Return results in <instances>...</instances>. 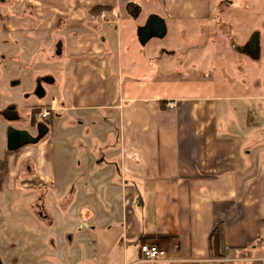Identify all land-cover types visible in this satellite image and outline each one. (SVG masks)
Segmentation results:
<instances>
[{"label": "crops", "instance_id": "obj_1", "mask_svg": "<svg viewBox=\"0 0 264 264\" xmlns=\"http://www.w3.org/2000/svg\"><path fill=\"white\" fill-rule=\"evenodd\" d=\"M0 2V34L50 35L47 52L55 51L54 73L60 78L47 74L54 77L49 85L66 86L61 95L55 86L46 101L56 105L51 117L68 113L67 123L77 120L92 132L88 140L93 141L94 155L89 151L84 156L79 167L84 163L85 168L79 172L61 168L49 136L56 129L52 119L50 125L43 121L49 131L39 142L13 153L0 147V197L29 200L30 210L20 208L21 215L30 218L23 232L33 237L49 233L45 241L54 246L40 245L35 257L57 258L61 264H144V240L163 251L154 264H264V137L257 135L264 136V95L256 90L264 79L257 70L251 72L250 62L260 63L264 55V0ZM248 2L254 4L257 23L247 32L248 39L238 43L232 33L235 24L222 26L219 16L233 7L237 16L248 17ZM100 10H106L107 20L91 18ZM152 14L166 20L171 45L162 47L157 38L146 46L140 43L138 29ZM256 30L259 60L234 48ZM219 35L226 37L225 43L219 42ZM219 58L225 61L222 76L229 87L239 84L238 71H249L256 94L215 93L216 65L212 67ZM141 65L156 66L159 89L147 85V72L137 73ZM111 72L120 75L116 96L109 92ZM188 77L194 83L208 78L214 92L182 94L181 85L170 86ZM52 195L58 207L79 211L83 219L86 231L73 235L69 246H63L58 235ZM9 210L7 204L0 207V212ZM218 225L223 240L213 246ZM38 242L25 243H32L28 249H38ZM9 253L0 254L1 264H8Z\"/></svg>", "mask_w": 264, "mask_h": 264}, {"label": "rangeland", "instance_id": "obj_2", "mask_svg": "<svg viewBox=\"0 0 264 264\" xmlns=\"http://www.w3.org/2000/svg\"><path fill=\"white\" fill-rule=\"evenodd\" d=\"M248 4V17L237 16V9L233 7L232 9L230 8L227 11L223 9V11L220 13L221 15L219 16L221 19L220 21L222 22V26L228 27V22L230 21L235 24L233 30L232 28L231 30L234 34L235 41L238 43H244L248 39L247 32H250V30H252L253 23H257L256 16L252 14V10L255 9L254 4L250 2H248ZM2 5L3 4L0 2V14H2ZM233 14L236 16H233ZM224 29L226 30L227 28ZM49 36L50 35L43 33H41V35H35L33 34V32L24 34L23 32L12 31L7 32L6 34H0V147H7V128L9 127V125H13L16 128L29 127L32 131H34L39 122L46 121L49 122L50 125L52 119L53 123L56 125V129L54 128L49 136H53L54 138V142L56 145V157L57 159L60 157L61 168L63 166L65 170L75 169L77 172H79L80 170L85 168L84 163L82 165V168L79 167V162L85 159L84 156H86L89 151H91V153L93 154L91 150L93 141L88 140L90 134L92 136V132H87V127L84 126L83 123L79 124L77 120V123L74 125L67 123L66 117L69 116L68 113H63V116L57 119V113L55 112L52 116L53 118L50 117L44 120L41 117V112L39 110H35V107L37 105H41L43 108L49 106L46 101L48 100L47 102H50L52 96L55 94V86L60 92L59 95L64 93L66 89V86L62 85L61 83H57L56 85L52 86L48 83H43V87L46 90L47 96L43 98V100H39V98L35 94L37 80H39L42 75L45 76L47 74H51L56 78H60L58 72H56V74L54 73V70H57L58 67V63L52 60L54 57H56L54 56L55 51L53 50L50 54L47 52V49H49V45L47 44L50 39ZM217 37L219 42H226L225 36L219 35ZM154 39L155 38H153L152 40ZM171 39L172 37L167 35L163 38H157L155 42L161 44L162 47H165L171 45ZM224 43L219 44L224 45ZM145 46L142 45V48ZM187 46L192 50V43H189ZM242 60L243 62L250 61V59H248L247 57H239V61L241 62ZM191 61H193V55H191L190 58L185 62L188 65ZM217 61L219 62L214 63V66L212 67L214 70V67L216 65V86L218 88L216 89L215 93L218 92V94H239L240 92H244L256 94L255 91L258 90V93H263L264 95L263 84L261 87L253 90L255 86L252 83L253 77H251L249 71H247V74H242L238 71L236 73V80L239 82V84H237L236 87H229L226 79H224L222 76V66L225 65V61H222L220 58ZM250 62L252 64L251 72H256L257 70V75L260 76L258 78L264 79V55L260 63L252 61ZM237 64L238 63H232V65L235 66H238ZM229 65H231V63ZM140 67L141 68H138V70L136 71L137 73L140 72L141 74L147 72L145 74L147 75L146 78L149 80V83H147V85H150L151 88H153L152 91L159 89L161 84L157 81L158 69H156V66L154 65V67H142L141 65ZM59 71H61V69ZM123 75L125 81L127 72ZM119 80L120 75L117 77V75H115L113 72L109 74V92H111L114 96H116L118 90ZM209 83L210 82L208 78H201L200 82L194 83L191 77H188L186 78V81H182L181 78V80L176 81L170 86L181 85L180 92L182 94L186 93L194 95L200 93H213L214 89L213 87H210ZM163 84L169 85L168 82H163ZM161 90L162 89H160L159 92H156V94L161 93ZM171 91L174 92V90ZM9 102H13L15 105H17L19 114L21 116L20 120L10 122L1 114L2 109L4 110ZM261 112L262 111L260 110L257 111L256 116L260 115ZM27 117H29L30 119L34 118L36 126H30L31 124L27 122ZM262 117L263 118L261 122L264 126V116ZM92 129L98 130V127ZM257 135L259 139H262V137H264L263 135L258 133ZM64 139H67L68 141V144L66 146L63 145V142H65ZM114 140L117 141V136L113 137V141ZM98 156L99 155H97V157ZM15 196L16 195L4 196L3 198L0 197V207L7 204L13 210L0 212V254L2 252H5V250H9L10 253L8 254V256L10 257V259L6 260L8 264H42V262L47 261H51L52 264H61L57 258L53 259L45 255L41 258L35 257V253L42 250L40 245H47L46 247L51 245L50 243H47L44 238L48 236L49 233H46V235H43L44 233H38L33 237V234L27 235L23 232L24 223H28V221L26 220H29L30 218L23 216V214L21 215L20 208L30 210V201L26 198L21 201H17L15 200ZM51 197L53 200L52 213H54L58 218V235L64 241L63 246H69L71 245L70 240L73 235L81 236L82 232L86 231L82 226L83 219L79 211H75V213H73L71 211V208L63 210L60 206H57L56 197L53 195ZM35 210L36 212H38V207H36ZM3 213L11 214L10 216L3 217ZM42 216L45 219L48 218L44 213H42ZM31 217L33 219L34 215L32 214ZM37 222H40V224L42 225L43 221ZM7 227L8 231L5 230ZM28 231L31 232L30 227L28 228ZM35 239L39 240L38 243L40 247L38 249L36 248L37 250L33 246L28 249V247L32 243L30 244L25 242L33 241ZM51 247L53 250V244L51 245ZM91 248H93V246ZM56 253L57 252L55 251V254Z\"/></svg>", "mask_w": 264, "mask_h": 264}, {"label": "water", "instance_id": "obj_3", "mask_svg": "<svg viewBox=\"0 0 264 264\" xmlns=\"http://www.w3.org/2000/svg\"><path fill=\"white\" fill-rule=\"evenodd\" d=\"M167 33L166 20L158 14H152L146 20V23L139 27L138 38L141 44L145 45L152 38H163ZM235 50L249 55L252 59H259L261 53L260 32L254 31L249 40L244 45H235ZM54 77L47 75L37 81L35 94L38 98H43L46 95V90L43 83H53ZM3 117L8 121H16L20 119L19 112L14 104L9 105L2 111ZM49 127L45 122L37 124V135H32L26 129L16 128L9 125L7 128V148L11 151H16L27 144H34L39 142L47 135ZM1 264V260H0Z\"/></svg>", "mask_w": 264, "mask_h": 264}, {"label": "built area", "instance_id": "obj_4", "mask_svg": "<svg viewBox=\"0 0 264 264\" xmlns=\"http://www.w3.org/2000/svg\"><path fill=\"white\" fill-rule=\"evenodd\" d=\"M92 19H97L100 18L102 20H107V12L106 10H100L96 14H91ZM170 107L174 106L173 102L169 103ZM56 108V105L54 101L50 106L44 107L41 112V117L46 120L51 117L52 113L54 112ZM141 253H142V258L141 260L144 262V264H154L157 261H159L163 254V251L159 248L158 245L150 242H146L141 246Z\"/></svg>", "mask_w": 264, "mask_h": 264}, {"label": "trees", "instance_id": "obj_5", "mask_svg": "<svg viewBox=\"0 0 264 264\" xmlns=\"http://www.w3.org/2000/svg\"><path fill=\"white\" fill-rule=\"evenodd\" d=\"M42 109H43V107L41 105H38L37 107H35V110H39L40 112H42ZM30 120H31V123H33L35 125L34 118H31ZM46 123L49 124V122H46ZM7 152L13 153L15 151H11V150L7 149ZM222 240H223V228H222V225H218L216 227L215 231L213 232V235H212V245L213 246H220L222 244ZM145 243L146 242H144V240H143V242L141 243V246Z\"/></svg>", "mask_w": 264, "mask_h": 264}, {"label": "flooded vegetation", "instance_id": "obj_6", "mask_svg": "<svg viewBox=\"0 0 264 264\" xmlns=\"http://www.w3.org/2000/svg\"><path fill=\"white\" fill-rule=\"evenodd\" d=\"M38 81V80H37ZM9 105H11V104H9ZM8 105V106H9ZM15 105V104H14ZM7 106V107H8ZM38 106V105H37ZM36 106V107H37ZM15 107H16V109L18 110V107H17V105H15ZM19 112V111H18ZM2 114V113H1ZM19 116H20V114H19ZM20 119H21V116H20ZM19 119V120H20ZM30 120V119H29ZM29 123L31 124L30 126H33L34 124L33 123H31V120L29 121ZM36 126V125H35ZM20 129H26V130H28L32 135H34V136H36L37 135V126H36V128L34 129V131H32L29 127H21Z\"/></svg>", "mask_w": 264, "mask_h": 264}]
</instances>
